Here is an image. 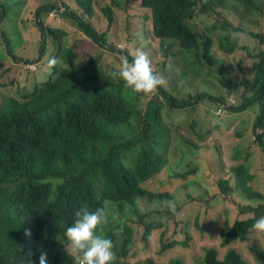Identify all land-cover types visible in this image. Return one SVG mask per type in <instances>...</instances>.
Listing matches in <instances>:
<instances>
[{"label": "trees", "instance_id": "obj_1", "mask_svg": "<svg viewBox=\"0 0 264 264\" xmlns=\"http://www.w3.org/2000/svg\"><path fill=\"white\" fill-rule=\"evenodd\" d=\"M10 1L21 7L28 3ZM136 2L144 23L142 30L130 32L129 46L122 54L131 59L135 48L145 49L155 56L151 59L154 72L166 81L147 94L133 91L122 79L106 73L102 52L95 51L88 62L76 67L74 47H63V38L74 29H81L101 48L108 47V34L101 31L100 23L93 22L95 0L42 2L34 15L33 30L38 31L37 36L31 34L32 30H24L30 22L19 26L16 20L10 24L11 18L2 16L9 3L0 0V44L4 42L6 46L0 60L8 55L17 59L16 78L29 70L43 71L45 55L52 46L68 64L54 67L53 76L45 75L46 80L29 94L17 81L10 93L2 95L7 84L0 79V264H23L29 253L34 264H39L41 252L46 253L48 264H76L64 230L83 203L90 211L101 206L124 207L121 214H135L143 225L145 215L140 200L149 193L144 185L160 162L166 165L174 146L182 150L181 157L189 165L197 162L198 145L185 137L173 142L171 124L205 100L219 106L227 104L225 108L231 113L251 111L253 127L264 129V30L248 31L242 27L264 19V0H115L121 7ZM104 12L111 27L114 12L110 7ZM53 13L59 18L49 19ZM197 17L212 21L206 31L200 32L190 24ZM11 28L16 29L20 44L21 34L25 33L31 47L38 46L39 55H15L13 49L21 46L14 44ZM241 34L250 36L259 47L252 54L257 59L253 63V81L240 79L237 62L231 56L237 49L251 50ZM139 41L142 47L138 46ZM179 57L183 67L180 69L176 67ZM28 64L30 67L26 68ZM206 81H217L227 94H236V103H229L223 94L201 91ZM142 97L150 99L144 102ZM197 125L195 120L190 122L193 133L204 140ZM261 135L264 144V132ZM238 160L240 165L230 167L233 176L221 174L209 187L194 170L190 181L205 188L199 199L191 194L200 211L195 223L196 238L203 241L218 233L223 246L240 243L255 256L257 264H264V234L249 233L254 220L264 215V188H255L254 179L248 175L251 163L245 164L251 158ZM261 162L264 168V158ZM182 175L186 176V172ZM258 176L264 180V176ZM211 187L215 193L209 198ZM153 194L163 197L161 193ZM230 212L235 218L241 215L233 224ZM102 230L116 241V254L126 258L132 233H119L109 221ZM184 233L186 237L180 242H162L160 252L166 246L192 248L194 236L187 229ZM149 236L144 234L146 240ZM196 263L249 264L231 246L223 259L218 258L213 247L204 248ZM167 264H187V260L176 256Z\"/></svg>", "mask_w": 264, "mask_h": 264}, {"label": "rangeland", "instance_id": "obj_2", "mask_svg": "<svg viewBox=\"0 0 264 264\" xmlns=\"http://www.w3.org/2000/svg\"><path fill=\"white\" fill-rule=\"evenodd\" d=\"M53 1L55 3H61V0H29L24 7H21V5L12 3L10 0H4L6 5L9 3V8L2 16L11 18L10 24H15L17 20L19 26L24 25L26 22H30L28 25H34V15H36L37 6L42 2L54 3ZM66 1L70 3L72 0ZM106 7H110L114 12L115 20L111 27L108 25L104 12ZM261 7L264 9V3ZM95 9L96 18L93 22H95V25L96 23H100L101 31L108 34V47L101 48L99 45L93 43L81 29H74L73 32L66 35L63 38V47L75 46L78 53V56L75 57L76 67L85 63V58L93 55L95 51L96 53L98 51L102 52L103 69L106 73H111L112 69L118 68L125 58L122 51H125L129 46L130 32L133 30H142L144 21L140 17L141 8L137 2L134 5L126 4L124 7H121L115 3V0H95ZM52 18L59 17L53 13L49 19ZM211 23L212 21L210 19L204 17H197L190 22L200 32L206 31V26ZM242 27L248 31H262L264 30V19L261 17L259 18L258 24H244ZM31 34L37 36L39 33L34 29ZM241 35L248 41L251 50L237 49L231 56L237 62L236 67L239 71L240 79L248 78L253 81L255 76L253 63L257 59L252 54L259 47L250 36L246 34ZM10 36L17 45L21 46L19 49H13L15 55L26 58L39 55L38 46L35 48L31 47L32 43L28 42V36L25 33L21 34V44L17 42L16 29H10ZM141 42L139 41L138 46L142 47ZM120 43L124 45V48L118 47ZM50 49H52L50 52L53 50L56 51L54 46ZM143 50L147 52L145 49ZM148 55L150 59L155 57L149 53ZM16 61L17 59L15 60L13 55H8V57L0 60V79L4 84H7L6 88H2V95L10 93L17 81L22 82L24 92L29 94L34 91L38 83L44 82L46 79L44 80L43 77L50 73L48 68L43 71L39 69L35 74L26 72L24 76L22 75L20 78H16L14 70H18L19 68ZM176 67L179 69L183 68L180 57L176 62ZM35 79L38 80V83ZM11 81L13 83H9ZM201 86V91L205 90L215 95L226 93V89L217 81L215 85L206 81ZM232 97L236 100V94L232 95ZM149 99L148 97H142L144 102H147ZM2 102L3 97H0V107ZM218 108L219 105L212 104L206 100L187 112H183L181 116H177L172 121L173 142L177 137L190 138L193 143L198 145L197 162L194 165H189L181 157L182 150L174 146L166 165L150 180L145 182L144 186L149 191L145 195V198L152 202L141 199V210L144 215L150 214L158 223V227L153 230L148 240L144 238V226L139 222V216L128 212L123 214L112 212V220L115 222L118 232H121L125 224L132 228L130 251L126 258L119 259V264H147L149 258H152L157 264H167L176 256L186 257L187 264H198L196 260L203 255L204 248L213 247L217 252L218 258L223 259L227 247L230 246L236 248L249 264H257L255 256L247 248H243L240 243L232 242L228 246H223L218 233L210 239L209 237H204L203 241L196 238L198 231L195 229V223L200 217V211L197 207V202L194 201L191 194L199 199L204 196L205 189L197 181H190L193 177L194 170L199 171L205 184L206 182L211 184L221 174L233 176L230 167L240 165L238 158H251V161L246 163H251L248 175L254 179L253 184L255 188H264V180L258 176V173L264 176V168L261 163L262 155L258 152L253 141L255 135V128L253 127L254 113L251 111L231 113L225 108L222 115H217L214 111ZM192 120L197 121V130L204 135V140H201L198 135L193 133L190 127ZM180 123L183 124L181 128H178V124ZM184 172H186V176L182 175ZM233 179L235 178L233 177ZM185 180L190 181V183L187 184ZM153 192L163 194L164 198H156ZM214 193L215 190L211 187L209 190V198ZM246 196L247 193L245 192ZM170 199L176 202L177 208L175 212H171L167 207V201ZM178 207H181V209H178ZM230 207L234 209L233 205H230ZM209 215H212L211 211ZM229 216L231 221L241 217L239 215L235 218L232 212L229 213ZM185 229L194 236V245L192 248L177 246L171 247L165 252H160L162 242L168 244L182 241L186 237L184 233ZM262 249H264V244L262 245ZM260 264L263 263L260 262Z\"/></svg>", "mask_w": 264, "mask_h": 264}, {"label": "clouds", "instance_id": "obj_3", "mask_svg": "<svg viewBox=\"0 0 264 264\" xmlns=\"http://www.w3.org/2000/svg\"><path fill=\"white\" fill-rule=\"evenodd\" d=\"M237 30L240 32V27H238ZM235 35L238 36L240 34L236 33ZM73 47L76 52V56H78L75 46ZM118 47L124 48V45L120 43ZM0 51H6V46L4 42H1L0 44ZM130 55L131 59L125 57L122 63L119 65L118 69L111 72V75L113 77H118L122 79L125 85L131 88L133 91L138 93L142 92L145 94L150 93L154 91L158 86H163L165 84L166 81L164 77L161 74L154 72L151 59L147 52H145L141 48H135L133 51H131ZM44 59H46L43 63L44 70L48 68L52 76L54 67H63L64 65H68L67 61L62 58V55L58 54L56 51H51L49 53L47 52ZM85 59L86 62L89 61V57ZM29 67L30 64L26 65V68ZM32 69H36V66H33ZM28 72L33 73L31 72V70H29ZM35 80L38 83V80ZM41 87H39L38 89H40ZM223 95L226 96V100H228L229 103H235V99L232 97V95L234 94L229 95L226 92L223 93ZM225 107H228V105H220L219 108L214 111L215 114L222 115L224 113ZM263 132L264 129H259V127L256 128L254 131L255 135L253 138L255 146L258 152H260V154L262 155V158H264V144L262 142L261 135ZM245 165L247 166V164ZM163 167V163L160 162L158 168L148 179L150 180ZM209 185L210 184L206 182V186L209 187ZM162 196V198H164L163 194ZM144 199L152 202L151 200L145 197ZM167 207L171 212H175L177 208L176 202L171 199L168 200ZM123 208L124 207L101 206L97 207L94 211H90L86 203L81 204V206L75 213L76 218L71 219L70 225L67 226L64 230V236L68 244L70 245V254L73 256L76 264H119V261L117 259H120L121 254H116L117 243L112 236L107 235L106 232L102 230V227L103 225H106L108 221L113 225H116L115 222L112 220V212L121 214ZM143 226L144 234L151 235L153 230L158 227V223L153 219L150 214H145V222ZM251 227L252 231H249V233H252L254 231L257 234H264V215H261L256 218L252 223ZM124 231H130L132 233V228L129 225L125 224L122 227L121 232L119 233H122ZM25 235H29V233L25 231ZM169 248H171V246H166L163 252H165ZM129 251L130 249L128 250V253ZM31 255L32 254L29 253L28 256L25 257L23 264H34V261L30 258ZM39 264H48L46 253L41 252L39 256ZM147 264H155V262L152 258H149L147 260Z\"/></svg>", "mask_w": 264, "mask_h": 264}, {"label": "crops", "instance_id": "obj_4", "mask_svg": "<svg viewBox=\"0 0 264 264\" xmlns=\"http://www.w3.org/2000/svg\"><path fill=\"white\" fill-rule=\"evenodd\" d=\"M33 26H34V25H29L28 28H27V29H24V30H29V31L32 30V31H33ZM240 45H241V44H240ZM241 46H242V45H241ZM262 48H264V46H262Z\"/></svg>", "mask_w": 264, "mask_h": 264}]
</instances>
